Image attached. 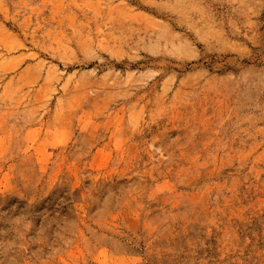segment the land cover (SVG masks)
<instances>
[{"label": "rangeland", "instance_id": "obj_1", "mask_svg": "<svg viewBox=\"0 0 264 264\" xmlns=\"http://www.w3.org/2000/svg\"><path fill=\"white\" fill-rule=\"evenodd\" d=\"M0 264H264V0H0Z\"/></svg>", "mask_w": 264, "mask_h": 264}]
</instances>
